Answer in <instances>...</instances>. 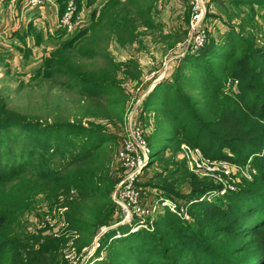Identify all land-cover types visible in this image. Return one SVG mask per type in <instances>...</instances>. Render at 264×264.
<instances>
[{
    "label": "trees",
    "instance_id": "obj_1",
    "mask_svg": "<svg viewBox=\"0 0 264 264\" xmlns=\"http://www.w3.org/2000/svg\"><path fill=\"white\" fill-rule=\"evenodd\" d=\"M62 1L55 0L60 15L69 2ZM107 1L98 14L91 12L87 27L82 26L71 37L67 35L64 40L61 39L63 41L42 59L40 67L46 78H68L71 84L66 86V90L76 91L84 105L82 118L86 119V123L94 122L98 126L97 131L89 132V138L96 143L88 149L79 150V147L71 145L70 139L64 142L65 136L62 135V129L76 127L73 124L76 121L55 120L48 123L32 120L8 107L0 97V149H3L0 156V264H69L61 252L62 238H55L46 229L31 228L25 218L26 213L41 204L58 205L62 210L63 223L67 231L74 235V248L79 256L83 249L90 246L92 238L102 226L117 222V206L109 193L120 179L121 168L113 160L118 138L111 127H107L105 132L101 125L122 119V112L116 114L112 110L120 105L115 94L125 99L121 85L127 80L140 78L141 70L134 58L116 61L109 54L96 58L88 46L103 42V39L106 43L108 38H113L122 47L136 43L138 29L151 28L154 8H133L135 0ZM145 1L156 4L158 0ZM220 1L232 2L235 6L248 1L264 7V0ZM188 16L189 11L185 16L186 21ZM206 18L210 19L207 12L204 20ZM25 32L36 38L35 44H40L38 33L42 32L31 28ZM206 33L205 45L197 55L182 58L172 73L173 78H167L170 74L164 78L162 85L166 83L172 86L170 91L166 93L165 90L162 98L156 100L154 95L163 93L159 84L153 95L150 94L142 103L145 102V107H154L158 102H163L161 112L166 114L171 109V102L175 105V113L178 110L180 114L189 115L188 123L176 125L167 139L175 149L182 143L197 150L203 159L210 162L221 161L240 166L249 164L252 167L251 178L241 181L238 192H229L214 203L195 201L191 204V217L194 209L200 228L209 232L213 228L214 233H228L231 238L230 248L222 251L224 255L220 250L216 252L220 262L213 259L214 262L201 261L196 264H264V52H259L247 42L238 43L237 35L240 34L236 31L227 33L228 38L224 43H220V35L208 36ZM53 36L63 38L65 33L56 32ZM184 37L185 32L182 31L167 34L163 39L172 48ZM209 59L214 60L211 64L214 70L210 66L208 68L207 63L204 64ZM187 67L199 73L204 81L198 82L197 88L188 85L183 75L179 74ZM221 77L231 86L235 85V89H224L225 83L218 82ZM183 89L191 94L196 93L200 100L182 94ZM144 113L140 107L141 119ZM5 127H16L24 133L19 154L10 146L6 148L1 144L8 137L4 135ZM99 137L114 141V147L105 146L106 143ZM145 140L151 151L150 156L153 155L150 161L161 168L152 178L157 180L154 185L166 193V197L179 195L182 186L197 193L207 191V188L203 190L206 184H200L186 169L178 172L171 170L174 148H163L172 150L170 155L165 154V150L154 154L152 149L157 142L151 143L149 137H145ZM26 148L29 153L23 157L21 154ZM224 149L234 152L236 158L224 152ZM17 155L21 163L27 158L32 167L20 163L13 165ZM36 161L44 168L40 169ZM49 163L56 167L50 168ZM147 185L140 184L142 195L148 189ZM193 200V197H189L187 202ZM183 223L187 222L178 220L174 215H162L152 226L156 233L168 240L178 239V236L174 237L177 230L184 233L186 229ZM145 234L140 232L122 238L117 244L118 247L121 245V249L116 256L125 258L122 261L115 258L108 264H156L149 259L151 252L150 246L145 243ZM188 241L183 243L190 244ZM139 242L145 245L140 246ZM153 242L155 245L161 244L156 238ZM174 247L178 245L172 244V251ZM181 257L186 264H195L190 254H181Z\"/></svg>",
    "mask_w": 264,
    "mask_h": 264
},
{
    "label": "rangeland",
    "instance_id": "obj_2",
    "mask_svg": "<svg viewBox=\"0 0 264 264\" xmlns=\"http://www.w3.org/2000/svg\"><path fill=\"white\" fill-rule=\"evenodd\" d=\"M22 1L24 2V0H18L20 3ZM65 1L66 0H63L62 2ZM202 1L205 7V14L206 12L210 14V19L208 20L206 18L204 20L203 18L204 21L202 25L205 31V39L201 48H203L207 40L206 31L208 32V36L220 35L221 40L220 37L218 39L220 43H224L228 38L227 33L232 30L240 34L239 36L235 33V35L239 37H237L238 43L241 44L242 41L247 42V44H252L259 52H264V7L256 4L252 5L248 1L241 6H235L232 2L227 3L220 0H214L213 2L210 0ZM73 2L76 6L78 19L85 28L89 23V15L91 12L98 14L108 1L73 0ZM135 2L133 8H154V16L151 18L152 29H138L139 37L136 43L124 47L120 46L113 38H108L106 43H104L105 39H103V42L88 46L94 51V56L96 58L104 54H109L116 61L134 58L141 70L140 78L137 80H127V82L121 85L125 94V99L119 98L118 96L120 95L118 93L115 94V98L120 105H116L112 110L115 111L116 114L122 112V119L119 121L104 122L101 125L102 130L106 132L107 127H111L113 133H116L118 139L113 153L117 154L121 144L128 138L129 120H131V122L135 121L143 128L145 133L144 136L149 137L151 143L152 141L157 142L152 149L154 154H158L161 151L164 152L166 149L165 146L174 148L175 158L173 165L170 167L171 170L178 172L182 169H186V172L192 175L200 184H206V186L203 184L205 186L203 190L207 188V191L197 193L186 188L187 186H182L178 191L179 195L166 197L164 195L166 193H162L154 185L157 180L152 178L157 175L158 170L161 168L153 161H150L153 155L149 156L145 167L141 169L136 183H134L135 190H138L142 183L149 184L147 185L149 186L148 189L143 191V195L140 194L139 196V204L143 205L144 208L149 211L148 216L143 219L138 216L133 217V214L132 219L126 223L123 222L125 216L124 209L114 200L115 186L122 178V171H118L120 173V179L109 193L111 200L117 206L116 211L119 216H114L117 222H112V224L109 225L110 227L102 226L97 233H95L90 246L83 249L80 256L77 255V251L74 248V235L67 231L62 219V210L58 208V205H52L50 203L41 204L37 206L35 210L26 213L25 218L31 228L35 230L46 229L49 234H52L55 238H62L63 246L61 252L69 264H108L110 261L113 262L115 258H118L116 261H122L125 256H116L117 252L121 249V245L120 247L117 246L118 242L122 240V238L128 237L129 235H136L140 232L146 233L143 236L145 243L150 246V248L148 247L151 252L149 259L156 264H186L181 254L182 256L190 254L195 264L201 261L207 263L214 262V260L218 261L219 256L216 252L219 250L222 252L230 248L231 244L229 239L231 238L228 237L229 234L221 233L220 231L214 233L213 228H211L210 232L200 228L194 216V209L191 211L192 217L189 209L191 204L195 201L214 203L218 198H224L229 192H238L239 189H241V186H239V184L242 183L241 181L251 178L250 171L252 167L249 164L240 166L221 161L210 162L203 159L197 150L185 144L181 143L177 149H175L174 145L169 143L167 139L174 131L175 126L179 123L182 125L187 124V119L190 118L189 115L186 113L180 114L178 110L175 113L174 111L176 110H173V106L175 105H173L174 103L171 104V102L169 103L171 105L170 111L163 114L161 112V107L164 105L163 102H158L159 104H156L154 107H145V102L142 103V101L146 97L148 98L159 84H161L160 88L163 90V93H156V95H154L156 100L162 98L165 90L166 93L167 91L169 92L172 86L166 85V83L162 85L164 78L170 74L167 77L170 79L179 61L182 58L197 55L201 48L197 50L193 49L194 36L188 24L191 11V9H188L191 8L189 0H183L185 8H167L168 4L165 5L166 0H158L156 4L151 1L144 2V0H135ZM186 3H188V6ZM25 5L26 3L24 7ZM23 9L27 8L25 7ZM188 11L189 16L186 21L185 16ZM43 12H45V10ZM182 31L185 32L183 40L170 48L169 43L163 38L167 36V34L180 33ZM41 32L42 33H38V35H40V44L37 45L35 44L37 42L35 41L36 38H34L33 35L29 36V32L20 30V32L17 33V42H19L21 46H12L10 47L12 49L9 53H0V97L8 107L27 115L32 120L38 119L48 123H53L55 120L71 123L76 121V124L73 123L76 127L62 129V135L65 136L64 142L70 139L72 142L71 145L77 148L79 147V150L88 149L93 143H96L93 142L92 138H89V132L95 131L98 126L92 122L93 120L89 119L92 125L90 122L86 123V119L82 118L85 110L84 105L77 97L76 91L66 90V86L71 84L68 78L60 76L51 79L46 78L40 69L42 59L49 55L50 51L55 49L67 35L71 37V35L75 33L67 34L63 38H57L51 35H45L43 31ZM21 37H23V40ZM234 39L235 37L233 40ZM193 58L195 59L196 57ZM212 61L214 60L209 59L207 62H204V64L207 63L208 68L210 66L212 67L211 69L214 70L215 67L211 66ZM192 64L195 63L192 62ZM179 74H182L184 81L194 88L199 86L198 82H204L199 76V73H194L193 69L189 67L182 70ZM218 78L220 77L218 76ZM218 82H220V84L221 82L222 84L225 83L224 89L226 90L235 89V85L231 86L223 77H221ZM182 94L186 96L192 95L194 98H197V96L199 97L196 93L191 94V92L185 89L182 90ZM198 99L199 98L196 100ZM140 107L146 112L142 119L139 115ZM119 108H121V110ZM103 125L105 126L104 129ZM5 134L8 136L7 140H3L1 144L6 148L10 146L11 150L19 154L22 148L20 144L23 143L24 133L20 129H16V127H9L5 129L4 135ZM99 139H102L104 143H106L105 146L109 148L114 147V141L105 139V137H99ZM163 148L165 149L163 150ZM2 150L3 149H0V156L3 155ZM224 152H228L236 158L234 152L228 149H224ZM28 153L29 151H27L26 148V151L21 154V156L25 157ZM166 153L170 155L172 150H165V154ZM116 154L113 160L116 166H118ZM19 157V155L15 157L13 165L20 163L24 166H31L27 158L21 163ZM54 158L58 159V157ZM36 163L39 164L38 161H36ZM49 165L47 166L50 168L55 166L53 163H49ZM39 166L40 169L44 168V165L39 164ZM132 195L134 194L132 193ZM197 196H199V198H197ZM189 197H193L194 200L187 202ZM160 198H165L169 200L170 203H173L176 206V211L172 212L168 207H158L156 210L152 211L154 202ZM162 215H174L178 220L187 222L185 224L183 223L186 229L184 233H179L178 230L175 231L174 237L178 236V239H163L155 232L152 223L159 217L161 218ZM184 235L187 236L184 237ZM181 236L184 238H181ZM154 238L161 244L155 245L153 242ZM187 240H189L188 242H190V244L183 243ZM172 244L178 245V247L173 248V251L171 250ZM139 245L144 246L145 244L143 245L139 242ZM112 248H114L113 251H111ZM224 254L225 253L222 252V255ZM218 262H220V260Z\"/></svg>",
    "mask_w": 264,
    "mask_h": 264
},
{
    "label": "built area",
    "instance_id": "obj_3",
    "mask_svg": "<svg viewBox=\"0 0 264 264\" xmlns=\"http://www.w3.org/2000/svg\"><path fill=\"white\" fill-rule=\"evenodd\" d=\"M189 5L191 7L189 28L194 36L193 49L197 50L202 47L205 39V31L202 25L205 7L202 0H189ZM48 6L55 8L54 33L72 34L82 27L73 0H69L61 15L58 13L55 0H26L25 5L28 10L34 13H41ZM128 128V138L121 144L116 154L118 166L122 171V178L114 190V200L124 209L125 216L123 219L126 223L132 219L133 214V217L138 216L143 219L148 216L149 211L139 204V196L142 193L139 189L135 190L134 183H136L139 172L145 167L148 157L151 155V151L146 144L143 128L135 121L131 122V120L128 122ZM158 207H168L172 212L176 211V206L165 198L156 200L152 211Z\"/></svg>",
    "mask_w": 264,
    "mask_h": 264
},
{
    "label": "crops",
    "instance_id": "obj_4",
    "mask_svg": "<svg viewBox=\"0 0 264 264\" xmlns=\"http://www.w3.org/2000/svg\"><path fill=\"white\" fill-rule=\"evenodd\" d=\"M22 2L0 0V53H9L12 49L10 47L21 46L17 42V33L20 30L27 31L31 28V30L43 31L45 35L48 33L51 36L54 35L55 8L48 6L45 12L33 13L28 9H23L26 1ZM166 4H168L167 8H185L183 0H166ZM186 4L188 6V3Z\"/></svg>",
    "mask_w": 264,
    "mask_h": 264
},
{
    "label": "water",
    "instance_id": "obj_5",
    "mask_svg": "<svg viewBox=\"0 0 264 264\" xmlns=\"http://www.w3.org/2000/svg\"><path fill=\"white\" fill-rule=\"evenodd\" d=\"M123 222H125V221L123 220Z\"/></svg>",
    "mask_w": 264,
    "mask_h": 264
}]
</instances>
